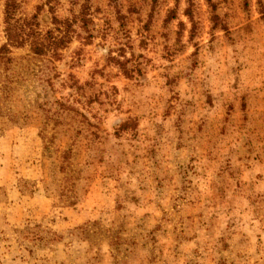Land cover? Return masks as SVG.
<instances>
[{
    "label": "rangeland",
    "instance_id": "obj_1",
    "mask_svg": "<svg viewBox=\"0 0 264 264\" xmlns=\"http://www.w3.org/2000/svg\"><path fill=\"white\" fill-rule=\"evenodd\" d=\"M16 1L0 264H264V0Z\"/></svg>",
    "mask_w": 264,
    "mask_h": 264
},
{
    "label": "trees",
    "instance_id": "obj_2",
    "mask_svg": "<svg viewBox=\"0 0 264 264\" xmlns=\"http://www.w3.org/2000/svg\"><path fill=\"white\" fill-rule=\"evenodd\" d=\"M18 8L16 0H5L3 19L5 43L0 45V65H9L12 62V48L25 46L32 56L58 59L59 51L70 42V31H68L71 28L70 23L54 19L57 27L43 33L39 29L36 16L18 17Z\"/></svg>",
    "mask_w": 264,
    "mask_h": 264
}]
</instances>
